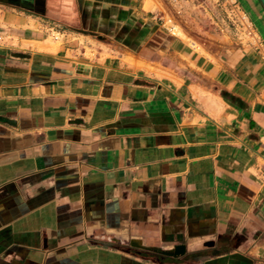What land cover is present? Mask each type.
<instances>
[{"label": "crops", "instance_id": "1", "mask_svg": "<svg viewBox=\"0 0 264 264\" xmlns=\"http://www.w3.org/2000/svg\"><path fill=\"white\" fill-rule=\"evenodd\" d=\"M151 13L0 1V264H264V62Z\"/></svg>", "mask_w": 264, "mask_h": 264}, {"label": "rangeland", "instance_id": "2", "mask_svg": "<svg viewBox=\"0 0 264 264\" xmlns=\"http://www.w3.org/2000/svg\"><path fill=\"white\" fill-rule=\"evenodd\" d=\"M248 5V0H245ZM254 8L248 7L243 0H236V4L247 16L252 24L253 32H260L256 16L264 22V11L258 0H252ZM250 5L251 2L249 1ZM149 6V5H148ZM144 5V7H148ZM151 17L158 30L165 36H170L162 27L164 19H170L175 27V36L189 49L211 58L215 53L223 57L229 55L239 57L241 53L251 50L248 37L241 34V30H234L228 23L225 12L230 8L226 0H150ZM56 30H49L48 33ZM57 36V34H53ZM246 35V34H245ZM95 46L104 48L100 45ZM87 51V50H86ZM88 54V51H87Z\"/></svg>", "mask_w": 264, "mask_h": 264}, {"label": "built area", "instance_id": "3", "mask_svg": "<svg viewBox=\"0 0 264 264\" xmlns=\"http://www.w3.org/2000/svg\"><path fill=\"white\" fill-rule=\"evenodd\" d=\"M229 5V9L225 12V17L228 23L233 27L234 30H241V34L248 37L249 45H251L261 56L262 61L264 62V42L260 37V34L253 32L252 24L248 21V16L240 10V7L235 3L236 0H226ZM162 27L164 30L173 37L175 36V27L170 22V19H164L162 22ZM246 34V35H245ZM263 146V155L262 160L264 162V142Z\"/></svg>", "mask_w": 264, "mask_h": 264}, {"label": "water", "instance_id": "4", "mask_svg": "<svg viewBox=\"0 0 264 264\" xmlns=\"http://www.w3.org/2000/svg\"><path fill=\"white\" fill-rule=\"evenodd\" d=\"M258 2H259L261 8H262L263 11H264V0H258ZM182 250H183V248H182L181 246L178 247V248H175V250H174V252L172 253V255L175 256V255L181 253Z\"/></svg>", "mask_w": 264, "mask_h": 264}, {"label": "trees", "instance_id": "5", "mask_svg": "<svg viewBox=\"0 0 264 264\" xmlns=\"http://www.w3.org/2000/svg\"><path fill=\"white\" fill-rule=\"evenodd\" d=\"M1 1V0H0ZM17 1V0H16ZM13 3V4H12ZM11 3V5H14L15 3H14V1Z\"/></svg>", "mask_w": 264, "mask_h": 264}]
</instances>
